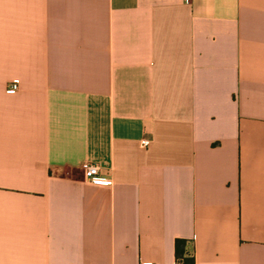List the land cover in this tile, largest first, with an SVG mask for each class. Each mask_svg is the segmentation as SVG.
Listing matches in <instances>:
<instances>
[{"label":"crops","instance_id":"1","mask_svg":"<svg viewBox=\"0 0 264 264\" xmlns=\"http://www.w3.org/2000/svg\"><path fill=\"white\" fill-rule=\"evenodd\" d=\"M176 239L264 264V0H0V264H177Z\"/></svg>","mask_w":264,"mask_h":264},{"label":"built area","instance_id":"2","mask_svg":"<svg viewBox=\"0 0 264 264\" xmlns=\"http://www.w3.org/2000/svg\"><path fill=\"white\" fill-rule=\"evenodd\" d=\"M8 87L13 90L18 89V85L15 82L9 83ZM140 143L142 146H144L146 145L147 140L141 139ZM81 169H82L84 178L87 181L91 182L92 184L108 186L112 182L110 178L106 176H102L100 174V165L96 162L84 161L81 165ZM179 263L181 262L178 261L177 264ZM139 264H156V263L153 261H140Z\"/></svg>","mask_w":264,"mask_h":264},{"label":"trees","instance_id":"3","mask_svg":"<svg viewBox=\"0 0 264 264\" xmlns=\"http://www.w3.org/2000/svg\"><path fill=\"white\" fill-rule=\"evenodd\" d=\"M187 243V241L182 239H176L175 241L176 262H181L179 264H194L192 255L190 253H187Z\"/></svg>","mask_w":264,"mask_h":264}]
</instances>
